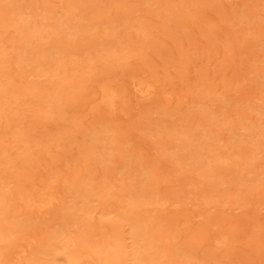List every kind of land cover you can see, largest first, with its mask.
I'll list each match as a JSON object with an SVG mask.
<instances>
[{"label":"rangeland","instance_id":"374dc122","mask_svg":"<svg viewBox=\"0 0 264 264\" xmlns=\"http://www.w3.org/2000/svg\"><path fill=\"white\" fill-rule=\"evenodd\" d=\"M0 87V264H264V0H0Z\"/></svg>","mask_w":264,"mask_h":264},{"label":"bare ground","instance_id":"6f19581e","mask_svg":"<svg viewBox=\"0 0 264 264\" xmlns=\"http://www.w3.org/2000/svg\"><path fill=\"white\" fill-rule=\"evenodd\" d=\"M22 29H20V30H22V31H26V29L27 28H25L24 30H23V27H21ZM110 88V87H109ZM2 88L0 87V90H1ZM139 89H140V87H139ZM0 93H1V91H0ZM118 94H116V89H113V88H111L110 90L109 89H104L103 90V92H102V97H101V100H102V102L104 103V104H106L110 109L113 107V105H114V101H115V98H116V96H117ZM0 108H2V107H0ZM2 111V110H1ZM1 116V115H0ZM41 195H43V193H40V197H39V199H38V207H43V206H47L51 201H52V199L51 198H49V197H43V196H41ZM81 195V194H80ZM8 196V195H7ZM82 198V197H81ZM84 198V197H83ZM5 199H6V196H5ZM0 201H1V193H0ZM2 206V205H1ZM82 206V205H81ZM0 209H1V207H0ZM137 232H139V231H137ZM133 235H130L131 236V238H132V244H131V250H132V253H134V254H136L135 255V257L136 256H138V255H140L141 254V251L138 249V247L136 246L135 247V245H136V243H137V241L138 240H140L141 239V237H140V239H139V236L137 235V234H135V233H132ZM135 234V235H134ZM139 234V233H138ZM59 235H60V233H59V231L58 230H56V231H53L52 233H50V235H49V237L46 239V241H45V248H44V250H43V252H45L46 254H54L55 253V251L56 250H62L63 249V252L61 253V254H63L64 255V260H65V262H66V264L67 263H69V261L71 260L70 259V255H69V253H71L70 251L68 252L67 251V247H66V245H64V243H58V239H59ZM63 244V245H62ZM140 244V243H139ZM140 247V246H139ZM59 248V249H58ZM62 248V249H61ZM104 249H106V248H101V249H98L97 250V252H99L100 253V255L98 256V263L97 264H112L110 261H109V259H107L105 256H107L108 254H106V252L104 253ZM138 249V250H137ZM20 250V253H22V254H20V255H25V253L23 252L24 251V249H19ZM140 252V254H139V252ZM61 252V251H60ZM59 252V253H60ZM60 254V255H61ZM133 257V256H132ZM17 258V257H16ZM50 259V258H49ZM53 264V261L52 262H48V264ZM47 264V263H46Z\"/></svg>","mask_w":264,"mask_h":264}]
</instances>
